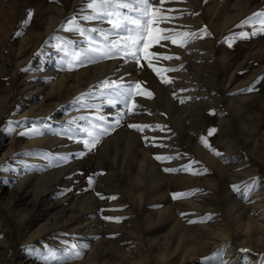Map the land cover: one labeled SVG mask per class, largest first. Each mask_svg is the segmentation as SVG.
Returning a JSON list of instances; mask_svg holds the SVG:
<instances>
[{
    "label": "rangeland",
    "instance_id": "obj_1",
    "mask_svg": "<svg viewBox=\"0 0 264 264\" xmlns=\"http://www.w3.org/2000/svg\"><path fill=\"white\" fill-rule=\"evenodd\" d=\"M87 2L0 0V264H46L50 250L66 249L79 256L64 264H264V32L250 34L264 17L241 24L264 12V0L165 3L175 19L159 27L198 35L184 47L174 36L177 44L148 49L179 57L153 60L157 69H176L159 76L143 51V67L114 57L69 68L70 53L87 49L89 34L66 30L67 20L110 27L79 20ZM100 35L92 34L97 42ZM60 75L79 89L55 117L29 112L33 101L61 98L38 93ZM106 80L130 85L128 108L137 105L119 124L124 105L108 104ZM90 121L108 131L89 149L90 138L76 129ZM34 128L40 134L21 135ZM42 138L54 141L31 144ZM56 170L44 186L36 180ZM213 254L215 261L202 259Z\"/></svg>",
    "mask_w": 264,
    "mask_h": 264
},
{
    "label": "snow or ice",
    "instance_id": "obj_2",
    "mask_svg": "<svg viewBox=\"0 0 264 264\" xmlns=\"http://www.w3.org/2000/svg\"><path fill=\"white\" fill-rule=\"evenodd\" d=\"M175 2V0H159V4L156 3V0H88L84 8L81 9L85 14L79 17V20L84 21H104L107 22L110 27L108 29H97V28H83L79 25L77 17H71L67 20L68 31H78L81 36H84L86 33L89 34V38L85 41L88 44L87 49L73 50L71 55V60L69 62V68L73 66H79L85 63H93L96 61H101L105 59H110L114 57L123 58L125 62L135 61L138 66L143 67L140 64L141 52L143 51L144 58L147 60V66L158 76L161 75V72H170L175 71L176 69L163 68L157 69L153 66L152 61L160 60H171L179 59V57H173L171 55H164L162 53L149 52L148 49L153 47V44L160 45L161 41H171L173 44H177V40L174 39V36L182 37V40L179 42L180 47H184L192 39L197 37V33L190 32H176L174 29L159 27L161 23L170 22L175 17L171 15H165L163 6L165 3ZM177 11L176 9H167L168 13ZM32 16L31 10L28 12V19L23 21V24H27L29 19ZM264 17V12L254 13L252 16L247 17L244 21H241V24L249 23L255 19ZM262 26L259 29H255L250 33L251 35H256L258 33L264 32V21L261 22ZM205 35H211L207 32V29H201ZM100 33L99 41L92 36V34ZM20 35V33H17ZM117 36L119 39H111L112 36ZM241 38H247L248 33H240ZM202 38V37H201ZM235 38V37H234ZM57 47H60L58 45ZM66 47V45H65ZM162 82L169 84L172 81L163 78ZM140 82H137L136 87L140 88ZM252 88L242 89V91H252ZM102 91H106L108 95V104L111 106H116L117 104H123L124 110L118 113L119 119L115 121L116 124H119L120 119H123L124 116L134 114L137 108L136 104H133L131 109L128 108V97L132 95L131 86H125L123 83L117 81H103L102 82ZM137 95L140 93L137 92ZM87 94H81V97L77 99H82ZM175 93L173 96L175 97ZM152 93L148 92V97L151 98ZM181 103L184 101L181 100ZM87 106V105H85ZM97 120L104 122L106 118L104 116H98ZM130 128H134L137 131L143 132L145 128L151 129V125H137L130 124ZM160 127V126H157ZM98 130V131H97ZM162 130V129H161ZM77 132L86 133L87 137L90 139H85L83 142L86 147L89 149L98 142L99 136L103 135L108 131L106 127H103L101 123H94L90 121V128H77ZM214 130H209V135L212 134ZM28 134H40L38 129H30L29 132L21 133V135ZM147 139V137H145ZM201 142L205 147H209L206 138L201 137ZM215 152V150H213ZM217 156L221 155L219 152H215ZM79 155H84L83 152ZM157 160L164 159H173V157H155ZM67 159V158H62ZM188 171L189 166H184L182 169H173L166 168V172H176V171ZM92 180L89 178V185H91ZM234 189L239 191V186H234ZM251 189L249 188L248 191ZM101 199L105 197L97 193ZM182 194H174V198H177ZM246 195V193H245ZM108 199H115V197H108ZM105 219H115L117 222L121 219L119 217H105ZM194 221H189L193 223ZM77 246L72 245L71 249H75ZM241 251L246 252L247 249H242ZM72 256H79V252L73 253L71 250L66 249L62 254L58 253L56 250H50L47 256L44 257L46 264L50 262H55V264H64L66 259L71 258ZM206 261H215L216 254L213 256L202 258Z\"/></svg>",
    "mask_w": 264,
    "mask_h": 264
},
{
    "label": "bare ground",
    "instance_id": "obj_3",
    "mask_svg": "<svg viewBox=\"0 0 264 264\" xmlns=\"http://www.w3.org/2000/svg\"><path fill=\"white\" fill-rule=\"evenodd\" d=\"M199 75V74H198ZM66 76L65 75H60L59 77V80H56L55 82H53L52 84H50L47 89H43V90H38V93L41 94L40 96H42V93L45 92L46 94L49 93L47 97H49L50 95L52 94H55L57 97H61L59 98L58 100L54 101L53 103L49 104L48 105H44L43 103L45 102V100L41 101V102H36V101H33V105L32 107L29 109V112H35L36 115H40V114H44V115H49L51 117H55V111L56 109L60 108L59 104L60 102L62 103V100L66 97H70V93L69 92L71 89L73 90H77L79 88L75 87L73 88V86H69L67 83H66V80L64 79ZM41 91H43L41 93ZM54 92V93H53ZM65 96V97H64ZM59 106V107H58ZM44 143L46 142L47 144H51L53 143L54 139H47V138H42L40 140H32L31 141V144H34L36 142H43ZM26 144V142H25ZM56 172V175L58 173H61L62 171L61 170H56V171H51L49 172L48 174H45L44 176H36V180L40 183V185H45L46 182H50V177H52V175H54V173ZM45 191H47V189H45L43 187V189L40 191V193H44ZM45 195V194H44ZM48 195V194H47ZM44 197L45 196H41V204H45L43 203L45 200H44ZM35 211V210H34ZM45 227V225H44ZM89 258L87 257L86 260H88Z\"/></svg>",
    "mask_w": 264,
    "mask_h": 264
}]
</instances>
